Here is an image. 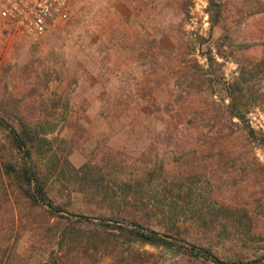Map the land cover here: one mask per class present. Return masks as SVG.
Instances as JSON below:
<instances>
[{"label":"rangeland","instance_id":"374dc122","mask_svg":"<svg viewBox=\"0 0 264 264\" xmlns=\"http://www.w3.org/2000/svg\"><path fill=\"white\" fill-rule=\"evenodd\" d=\"M219 2L212 26L207 0H77L38 42L0 19V121L30 128L57 207L28 205L0 166V264H218L193 245L264 264V149L211 88L240 75L236 106L264 134V0ZM19 157L0 127V163ZM133 222L181 246L116 226Z\"/></svg>","mask_w":264,"mask_h":264},{"label":"trees","instance_id":"16d2710c","mask_svg":"<svg viewBox=\"0 0 264 264\" xmlns=\"http://www.w3.org/2000/svg\"><path fill=\"white\" fill-rule=\"evenodd\" d=\"M206 12L210 18L211 25L214 26L219 21L223 14V8L219 0H207ZM217 54L219 57L224 58L225 55L220 49ZM207 64L211 67L213 64H218L216 58L213 55H208ZM259 64H264V56L259 61ZM242 74V73H241ZM241 76L234 79L232 82L222 80V77L218 80L211 82V88L213 94L217 95L221 103L223 112L226 114V119L223 121L225 127L229 126L230 130L237 127L244 133V138L250 145L260 146L264 149V134L254 130L246 121L245 114L242 109L238 108L237 100L242 97V81ZM226 99L228 102L226 103ZM233 118L237 121L233 122ZM19 128L16 129L10 123L0 121V127H2L7 133V139L15 152L20 153L21 157L12 159L10 161H2L0 163L2 173L7 181L12 185L13 191L24 199V201L31 206L34 205H46L51 212L56 210V205L48 195L46 188V181L36 171L34 166L30 163L31 152L27 148L29 140H32L33 133L28 125L23 122L18 123ZM243 129V130H242ZM224 130V129H223ZM99 224H108L99 222ZM119 229L125 231L126 235L133 240L140 241L142 243L158 245L163 247L181 246L176 242V239H170L167 235H163L157 231L146 228L137 222L131 223V226L116 225ZM190 250L194 252L196 256H202L211 258L215 263L221 264L223 261L217 257H211V251L207 247H199L193 245Z\"/></svg>","mask_w":264,"mask_h":264},{"label":"built area","instance_id":"2783aa9c","mask_svg":"<svg viewBox=\"0 0 264 264\" xmlns=\"http://www.w3.org/2000/svg\"><path fill=\"white\" fill-rule=\"evenodd\" d=\"M77 0H0V19L33 42L64 21Z\"/></svg>","mask_w":264,"mask_h":264}]
</instances>
